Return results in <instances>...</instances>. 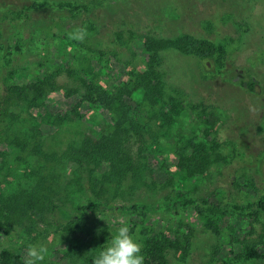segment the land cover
Listing matches in <instances>:
<instances>
[{
	"label": "trees",
	"instance_id": "16d2710c",
	"mask_svg": "<svg viewBox=\"0 0 264 264\" xmlns=\"http://www.w3.org/2000/svg\"><path fill=\"white\" fill-rule=\"evenodd\" d=\"M13 7L18 10H0V53L5 49L20 52L33 42L21 30L4 26L6 18L16 20L25 14L20 6ZM60 7L71 10L86 7L85 12L91 15L89 7L80 0H64ZM94 17H89L91 25L87 29L100 34L102 25ZM124 31L142 43V62L137 66L130 67L129 59L122 56L120 48L130 47ZM66 32L60 23L50 35L65 39ZM106 35L107 42L97 48L72 39L85 55L90 53L89 57L83 56L79 66L84 74L79 73L75 63L50 60L45 70L37 71L31 78L18 80L15 69H8L5 77L0 78V172L27 156L39 163L36 172L39 180L33 190L0 197V234L10 235L22 218L31 223L44 220L51 224L52 218L60 214L64 197L68 198L67 187L58 186V170L64 164L75 163L84 176L80 186L82 201L79 213L60 224L69 240L63 251L64 259L93 264V259L113 237L112 222L104 220L102 225L92 226L86 217L91 213L105 216L137 213L145 217L152 207L133 195L140 185H146L148 190L159 189L166 194V208L195 211L204 230L212 236H221L227 216L243 221L246 226L241 228H245L240 236L242 249L240 252L231 249L232 258L264 264V191L252 202L238 203L224 201L222 193H218L217 199L195 198L186 197L181 188H173L179 177L200 178L210 165L225 161L224 147L228 142L218 136L219 114L211 105L200 110L204 115L200 136L188 140L177 135L170 139L168 129L177 122L182 104L166 96L164 54L177 50L203 62L206 68L220 67L225 65L227 47L190 34L168 37L144 32L134 36L132 28L111 30ZM99 38L96 39L100 41ZM2 64L1 61L0 74L4 71ZM63 74L74 84L65 86L60 80ZM248 86L253 89L254 83ZM31 108H35V114L30 112ZM91 112L102 120L96 128L87 123ZM24 121H29L28 125ZM168 155L174 162L173 172L169 170ZM52 179L57 181L56 185L50 182ZM179 226L176 231L155 230L150 224L143 226L140 239L144 264H171L173 258L190 256L195 251V228L188 222ZM215 255L219 264H229L221 257L220 247ZM24 261L23 255L14 249L0 248V264H24Z\"/></svg>",
	"mask_w": 264,
	"mask_h": 264
},
{
	"label": "rangeland",
	"instance_id": "374dc122",
	"mask_svg": "<svg viewBox=\"0 0 264 264\" xmlns=\"http://www.w3.org/2000/svg\"><path fill=\"white\" fill-rule=\"evenodd\" d=\"M35 1L38 4L34 6ZM62 1L0 0L3 7L0 10H18L13 5L25 10L21 18H6L4 26L21 30L23 36L33 41L30 47H23L20 52L5 49L0 53L4 69L0 78L5 77L8 69H15L18 80L31 78L37 71L45 70L51 64L50 60L75 63L79 73L84 74L79 66L85 51L75 46L69 36L63 39L52 37L50 33L60 23L67 34L77 26L87 28L91 25V15L103 28L100 34H92L87 29L88 36L84 41L95 48L107 42L106 32L119 28H132L136 33L134 36L144 32L168 37L190 34L222 43L227 51L225 65L220 67L206 68L203 62L177 50H168L164 54L166 96L182 104L177 122L168 129L170 139H175L177 135H183L188 140L192 136H200L199 127L204 126V115L200 110L205 105H211L219 114L218 136L228 142L224 147L227 153L225 161L210 165L200 178L179 177L173 188H181L186 192V197L195 198L208 196L217 199L218 193H222L224 201L238 203L252 202L264 191V0H80L89 7L91 15L85 12L86 7L75 10L62 8ZM29 25L33 26L32 30L28 29ZM98 37L101 42L96 39ZM124 37L130 39V47L124 45L120 48L123 58L129 59L130 67L141 64L143 47L139 38H132L129 32ZM89 54L85 56L89 57ZM60 80L65 86L74 84L67 74H63ZM252 82L253 89L248 86ZM52 98H56L55 93ZM30 112L35 114V108H31ZM87 118V123L95 128L98 122H102L95 112L89 113ZM28 122L23 123L26 126ZM235 150L246 155H238ZM150 159L156 163L152 154ZM167 161L169 170L173 172L175 168L171 155H168ZM38 166L37 160L30 156L6 166L0 172V197L33 190L39 180L36 173ZM58 171V186L65 185L68 189V198L64 197L60 214L52 218L51 224L44 220L31 223L27 218H22L10 235L0 234V248L10 247L26 258L28 245H45L48 255L41 264H77L63 257L69 240L62 233L60 224L79 213L78 205L82 201L80 186L84 176L75 163L64 164ZM50 182L56 185L57 181L52 179ZM133 196L140 197L152 207L145 217L137 213L114 216L91 213L86 220L92 226H100L104 220L112 222L113 236L120 222L124 221L142 247L140 231L144 225L150 224L155 230L176 231L180 230L179 224L188 222L195 228V251L190 256L173 258L171 264H219L215 255L219 247L221 257L229 264H258L232 258L231 249L236 252L242 249L240 236L245 228H241L246 224L240 219L236 221V218L227 216L222 223L224 230L221 236H212L204 230L202 220L195 211L166 208V194L161 190H148L146 185H140ZM30 231L31 234L28 233Z\"/></svg>",
	"mask_w": 264,
	"mask_h": 264
},
{
	"label": "clouds",
	"instance_id": "9594fccd",
	"mask_svg": "<svg viewBox=\"0 0 264 264\" xmlns=\"http://www.w3.org/2000/svg\"><path fill=\"white\" fill-rule=\"evenodd\" d=\"M70 39L84 41L88 36L86 27L77 26L68 33ZM48 255L45 245H28L24 264H41ZM142 245L134 238L130 226L124 221L107 246L93 259V264H144Z\"/></svg>",
	"mask_w": 264,
	"mask_h": 264
}]
</instances>
